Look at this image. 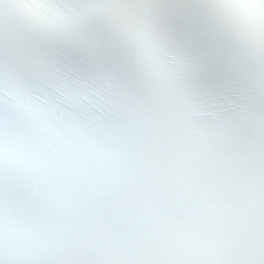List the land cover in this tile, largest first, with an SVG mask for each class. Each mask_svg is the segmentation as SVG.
<instances>
[{
    "label": "snow or ice",
    "instance_id": "6c2138e0",
    "mask_svg": "<svg viewBox=\"0 0 264 264\" xmlns=\"http://www.w3.org/2000/svg\"><path fill=\"white\" fill-rule=\"evenodd\" d=\"M0 264H264V0H0Z\"/></svg>",
    "mask_w": 264,
    "mask_h": 264
}]
</instances>
